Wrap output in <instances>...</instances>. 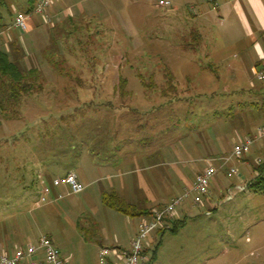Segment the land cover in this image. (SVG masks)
Wrapping results in <instances>:
<instances>
[{
  "label": "rangeland",
  "instance_id": "rangeland-1",
  "mask_svg": "<svg viewBox=\"0 0 264 264\" xmlns=\"http://www.w3.org/2000/svg\"><path fill=\"white\" fill-rule=\"evenodd\" d=\"M7 1L27 10L28 0ZM159 1L106 0L99 10L87 1L83 14L69 19L58 2L49 10L53 26L33 17L32 28L43 27L37 38L6 20L10 31H0V49L26 42L21 64L39 69L43 89L26 96L13 118L0 103V244L48 235L71 264H99V252L115 238L130 249L133 223L140 221L108 207L104 196L138 210L170 202L191 187L195 172L208 165L205 158L217 165L220 153L231 154L246 134L243 126L252 134L264 123L248 79L225 87L210 65L211 47L218 75L223 63L241 59V50L252 51L253 60L251 39L232 42L211 0H163L169 7ZM196 30L204 37L198 47L190 46ZM257 158L264 162V139L244 161L229 163L241 178L224 181L249 185ZM68 170L84 191L50 187L47 203L37 207L46 180ZM171 185L179 188L175 196ZM229 191L233 200L224 202L215 190L205 210L187 198L177 210L192 218L175 232L153 233L151 264H264V194Z\"/></svg>",
  "mask_w": 264,
  "mask_h": 264
},
{
  "label": "built area",
  "instance_id": "built-area-1",
  "mask_svg": "<svg viewBox=\"0 0 264 264\" xmlns=\"http://www.w3.org/2000/svg\"><path fill=\"white\" fill-rule=\"evenodd\" d=\"M57 0H38L35 4L34 14L41 18L46 25L53 26V20L49 14V10ZM161 6H171L168 1H159ZM31 17L21 13H16L14 25L20 31H26L29 28ZM253 74L259 80H264V72L257 69L253 70ZM264 139V123L256 128V130L243 137H239L233 151L229 156H223L218 159V164L208 163V165L199 172L189 189L183 195L173 198L169 203L159 209H155L150 213V217L143 219L138 226L137 233L131 241L129 250L118 248H103L100 253L102 264H151V257L148 253L150 248L149 238L154 232L166 227V224L174 220L178 215V208L183 202L191 197L192 202L197 207H203L205 199L210 193L211 181L221 171L227 170L228 176H237V169L229 167L232 161H244V157L251 151L252 146L259 140ZM262 159L254 160L255 165H261ZM256 176L257 173H254ZM243 179V178H242ZM54 187L66 186L69 195H78L82 193L85 187L78 181L74 172L69 173L65 178H55L52 180ZM248 183L243 179L242 183L234 186L239 192H247ZM41 188V187H40ZM41 196L36 206L40 207L47 203V199L52 195L51 188L43 185ZM226 195V196H225ZM223 201H230L233 195L230 191L225 194ZM220 203V202H219ZM219 203L216 207L219 206ZM210 214V211H207ZM0 264H67V260L62 255L58 247H56L52 237L44 235L38 239L16 246L12 252L2 250L0 252Z\"/></svg>",
  "mask_w": 264,
  "mask_h": 264
},
{
  "label": "crops",
  "instance_id": "crops-1",
  "mask_svg": "<svg viewBox=\"0 0 264 264\" xmlns=\"http://www.w3.org/2000/svg\"><path fill=\"white\" fill-rule=\"evenodd\" d=\"M30 1L34 2V4H36V2L38 0H30ZM30 1L29 0L27 1L28 2L27 9H29V5H31ZM87 1L89 3L91 2L92 6L95 9H98V7L100 5L106 4V0H105V2H100L97 0H93V2L89 1V0H57L54 3V5H56V3H58V2H61L60 6L62 7V15L64 17L68 16L67 18L69 19V16L72 18H74V17L77 18L80 15H82L83 14L82 10L86 9V6L89 4ZM211 1H212L211 4L214 7H216V9H217L219 25L223 28L224 32H226V35L228 36V38H231L232 42H234V43L241 42V36H244L245 38H250L251 42H252V48L254 49L255 56H256V57L255 56L253 57V60H250V57H251L250 54L251 53L253 54V52L251 51V53H250V51H248L246 49H244L243 51L241 50V55H242L241 59H239L236 62V64H234V65H232V64L225 65V63H223L224 69L221 70L223 73L221 75H218V70H220L218 68V61H215V62L213 61L214 58L216 59V57H215L216 49L211 47V52H209V56H211L212 62L210 65H211V68H214V70H215L214 72H216L215 79L217 81H224L223 85L225 87L239 86L242 79H245L246 81L248 79V84L250 86V89L252 90L251 99L256 100V102H254V103L257 105V106L256 105L252 106V109L253 110L256 109L255 108V106H256L258 108V109H256L257 110L256 112H258L257 114H260V112L262 111L261 109L264 110V102L262 103V101H264V84H263L264 80H259L257 78V76H255L253 74V70L257 69L259 71L261 70L264 72V0H211ZM53 6L51 7V9L53 8ZM51 9H50V13H51ZM51 17H53V16H51ZM38 20L44 24V22L41 18H38ZM31 24H32V26L34 24L33 17L29 23V28H30V30L32 29L31 33L34 32V33H32V34H34V37L37 38L39 35H41L43 27L34 25L35 27H37L34 30L31 26ZM198 33L200 35V40L204 39L203 35L199 31H198ZM30 36H31V34H30ZM29 39H30V37H29ZM213 44H214V42H211L209 44V46L210 45L212 46ZM22 47H23L24 51L27 52L26 42H25V45H24V42H22ZM251 62H253V63H251ZM247 73L249 75L248 78H246ZM261 114L264 115L263 112H261ZM260 125H258V126H260ZM4 128H5V126H4ZM242 128H241L242 132L246 133L245 135L251 134V133L247 134L246 130H244L245 129L244 126ZM256 128L254 129V131L256 130ZM248 129H250L252 131V128H248ZM235 131H236V133H238L239 129H235ZM132 149L135 151L134 148H132ZM219 155H221L219 157L224 156L221 153ZM138 157H139V155H136V158H138ZM208 158H209V156L207 158H205L204 161L210 163L212 159H208ZM131 159H134V157H132ZM245 161H247V160H245ZM201 171L202 170L196 171L194 174V177ZM71 172H72V170H71ZM68 173H69V170L65 173L63 172L62 176L56 173V175H53L52 177H50L49 180L52 181L57 177L65 178L68 175ZM219 175H221V176L219 177ZM45 177L47 178V176H45ZM194 177H193V180H194ZM227 177H230V176L227 175V171L225 170V171H221L220 173H218V175L213 179V180H215V184H216L215 186L216 187L214 186V187L210 188V193H209L208 197L205 199V202L207 204H213L214 203V201H215L214 200V191L215 190H217L219 192L220 197L222 198V196H224L225 191L228 192L229 190H231L232 187H234L233 186L234 184H231V183L228 184L227 182L224 181V179L226 180ZM77 178H78V181L84 186V184L82 183L79 176H77ZM222 179H223V181L221 182L220 180H222ZM213 180L211 182H213ZM246 181H248V180H246ZM188 186L189 185H186L185 189ZM212 188H214V190ZM178 190H179V188L177 186L171 185V192H172L173 196L178 194ZM248 192H250V191L248 190ZM168 202L169 201L164 200V202L160 203L159 206L148 207L149 209L148 208L141 209L142 211L147 210L148 215L141 216L140 221L136 222V224L133 223L134 227L132 228V235L130 237V245H131L132 238H134L135 234L137 233L138 226L141 223V221L143 219L149 218L150 212H152L155 209H159V208L163 207ZM222 203L223 202H220L218 207H220V205ZM207 204H205L204 207H200V209L205 210V208L207 207ZM208 211H210V210L208 209ZM205 212H206V215H209V214H207V210ZM192 216L193 215L190 214L189 211H187L185 208H183L182 210L178 211V215L174 220L168 222L166 224V227L159 230L158 232L163 233L164 231H169L170 228L175 226L174 224L176 222H181L183 224V222H185L186 218L191 219ZM130 221H133V220H130ZM149 241L151 243L150 244L151 245L150 248H151L152 245L154 244L155 238L151 236L149 238ZM21 245H23V244L17 243V244H14V245L8 247L4 243H1L0 244V252L2 250H7L8 252H12L16 246H21ZM112 247L125 250V248L123 249L122 245L120 244V241H118L116 238L114 239V244ZM103 248H110V247H103ZM127 250H129V249H127ZM100 253L101 252H99V256H100ZM62 255L67 260V264L72 263L71 262V255L65 256L63 253H62ZM99 264H102V262H100Z\"/></svg>",
  "mask_w": 264,
  "mask_h": 264
},
{
  "label": "trees",
  "instance_id": "trees-1",
  "mask_svg": "<svg viewBox=\"0 0 264 264\" xmlns=\"http://www.w3.org/2000/svg\"><path fill=\"white\" fill-rule=\"evenodd\" d=\"M30 2L31 5H29V9L25 11H17L16 8L7 0H0V31H10L6 20L8 18L10 20L13 19L14 26L16 13L28 15L31 17V19L32 17L37 16L34 14V2ZM31 36L34 37V34L31 33ZM193 40L194 42L190 46L198 47L197 45L200 41V35L197 31L193 33ZM9 46L10 49L8 51L0 49V103L2 104V112L5 113L6 117L13 118V114L15 115V113H17L16 109L21 105L22 100L32 93L40 92L43 89V86L40 82L41 73L39 69H23L21 64V61L24 58L22 46L18 44L17 41L10 43ZM55 68H57V66ZM166 78H168V82L170 84L169 89L173 90L175 86L171 85L173 81L172 77L168 75ZM118 85L121 88V92H124V89L127 85V80L123 77H120ZM252 172L253 175L254 173H257V175H254L252 181L249 182V191L252 193L264 194V162L261 165H255L254 167L252 166ZM46 185L48 187H53V182L46 180ZM103 200L108 207L115 209L123 215L132 218L148 215V211L138 210L131 206L125 205L118 199L116 195L111 196V199H109L107 196H104ZM174 225V227L169 229L172 232H175L177 227L181 226L182 223L176 222Z\"/></svg>",
  "mask_w": 264,
  "mask_h": 264
}]
</instances>
